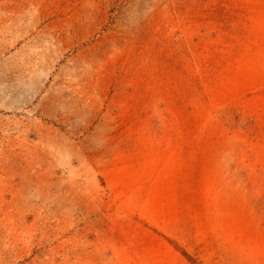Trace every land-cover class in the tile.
<instances>
[{
  "label": "rangeland",
  "instance_id": "rangeland-1",
  "mask_svg": "<svg viewBox=\"0 0 264 264\" xmlns=\"http://www.w3.org/2000/svg\"><path fill=\"white\" fill-rule=\"evenodd\" d=\"M0 264H264V0H0Z\"/></svg>",
  "mask_w": 264,
  "mask_h": 264
}]
</instances>
